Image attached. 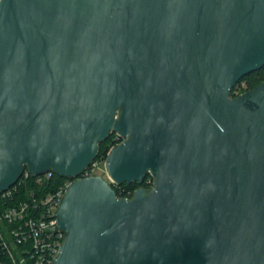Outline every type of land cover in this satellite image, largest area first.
<instances>
[{
	"label": "water",
	"instance_id": "obj_1",
	"mask_svg": "<svg viewBox=\"0 0 264 264\" xmlns=\"http://www.w3.org/2000/svg\"><path fill=\"white\" fill-rule=\"evenodd\" d=\"M263 65L264 0H0V192L74 179L52 264H264Z\"/></svg>",
	"mask_w": 264,
	"mask_h": 264
},
{
	"label": "built area",
	"instance_id": "obj_2",
	"mask_svg": "<svg viewBox=\"0 0 264 264\" xmlns=\"http://www.w3.org/2000/svg\"><path fill=\"white\" fill-rule=\"evenodd\" d=\"M113 138L116 141L113 145L121 141L117 133H114ZM99 164V161L93 160L80 177L94 175L95 168ZM54 174L52 171H45L42 174L31 175L27 169H24L13 185L0 192V249L2 251L0 264L53 263L65 236L58 227L55 211L65 189L74 179L65 178L56 190L40 197H35L31 193L28 199L14 205L6 204V201L13 197L18 184L29 177L41 184ZM144 179L145 185L141 187L149 188L152 185L151 175L147 174ZM133 191L129 196L124 197L129 198Z\"/></svg>",
	"mask_w": 264,
	"mask_h": 264
},
{
	"label": "trees",
	"instance_id": "obj_3",
	"mask_svg": "<svg viewBox=\"0 0 264 264\" xmlns=\"http://www.w3.org/2000/svg\"><path fill=\"white\" fill-rule=\"evenodd\" d=\"M263 69H264V65L260 69L255 70V71L243 76L240 80L250 78V77L254 76L255 74H257L258 72L262 71ZM263 80H264V76L260 78L259 82H261ZM259 82L257 81L252 87L257 85ZM113 136H114V133L112 132L105 140H103L99 144V150H98L97 156L94 160L99 161L100 164H103V161L106 157V154H107L109 148L116 142L114 140ZM93 174H96V173L94 172ZM64 181H65V177H60L56 174L52 175L51 178L45 180L41 184L36 183L34 178L29 177L25 181L18 184L17 189H16L13 197L10 200L6 201V204H9V205L17 204L19 201L28 199L30 197L31 193H33L35 197L36 196L37 197L43 196L44 194H46L48 192H52V191L56 190L57 187L59 185H61ZM111 185H112V188L114 189V191L116 192V195H118L120 197H124V196H129L130 193L135 188L140 187L141 185L144 186L145 185V179L141 183L123 182L120 185H114V184H111ZM1 254H2V251L0 249V255Z\"/></svg>",
	"mask_w": 264,
	"mask_h": 264
},
{
	"label": "rangeland",
	"instance_id": "obj_4",
	"mask_svg": "<svg viewBox=\"0 0 264 264\" xmlns=\"http://www.w3.org/2000/svg\"><path fill=\"white\" fill-rule=\"evenodd\" d=\"M263 76H264V69L262 71L258 72L257 74H255L254 76L250 77V78L238 80L236 82V84L233 86V88L231 89L230 96H237V95L241 94L242 92L251 89L252 86L257 81L259 82L260 78ZM95 173L96 174H94V175H101L105 179L109 180V178H108V176L104 170V164H99L95 168Z\"/></svg>",
	"mask_w": 264,
	"mask_h": 264
}]
</instances>
